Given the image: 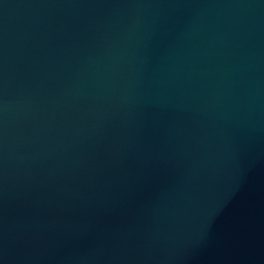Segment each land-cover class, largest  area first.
Masks as SVG:
<instances>
[{
	"label": "water",
	"instance_id": "obj_1",
	"mask_svg": "<svg viewBox=\"0 0 264 264\" xmlns=\"http://www.w3.org/2000/svg\"><path fill=\"white\" fill-rule=\"evenodd\" d=\"M0 264H264V0H0Z\"/></svg>",
	"mask_w": 264,
	"mask_h": 264
}]
</instances>
